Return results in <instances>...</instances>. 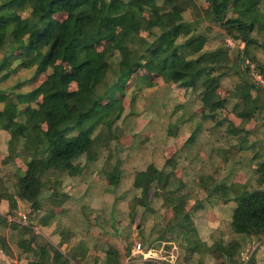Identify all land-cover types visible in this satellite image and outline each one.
<instances>
[{
  "label": "trees",
  "instance_id": "trees-1",
  "mask_svg": "<svg viewBox=\"0 0 264 264\" xmlns=\"http://www.w3.org/2000/svg\"><path fill=\"white\" fill-rule=\"evenodd\" d=\"M206 1L208 19L220 24L234 40L244 43L234 59L228 47L204 49L207 36L198 31L205 17L196 0H0V81L21 70L32 71L31 77L7 89L0 87V129L8 134L9 158L0 176V202L7 200L8 211L16 218L21 219V212L28 218L26 223L9 222L0 214V243L6 244L3 230L9 228L18 256L25 257L26 264H76L59 249L70 237L68 229L61 231L57 246L35 232L36 219L48 223L46 218H40V212L64 201L52 195L44 200L42 188L60 171L80 182L86 171L101 170L94 166L99 154L109 150L111 142L119 137L117 126L124 120L125 111L123 97L139 69L146 71L136 77L135 86L140 90L152 84L151 75L184 88L187 95L200 89L202 118L211 125L215 124L217 110L229 99H233L231 111L241 117L242 129L257 111H264V86L242 76L244 71L237 70L235 61L237 58L245 63L248 57L256 61L250 46L260 44L264 48V0ZM189 11L194 17L187 19ZM61 12L65 17L56 19ZM145 15L159 16L161 23H153ZM253 33L261 34L260 43ZM110 39L114 41L100 51L94 48L96 43ZM245 66L249 72L250 65ZM259 67L264 76V67ZM42 74L45 79L35 84ZM231 74L241 77L240 82L224 98L215 97L221 78ZM72 82L75 89L70 88ZM25 85L30 88L23 91ZM95 143L99 145L96 149ZM18 158L25 168L17 163ZM108 158L107 155L106 162ZM257 160V156L251 157L248 167L256 166L261 186L264 160ZM168 161L176 164L172 158ZM211 175H198L193 181L205 196L199 200L194 188L184 191L187 183L176 179L174 170L149 163L133 174L132 186L139 189L140 195L132 199L131 216L136 217L138 206L144 211L152 210L153 189L164 206L172 209L167 230L180 228L192 253L207 251L221 259L216 264H252V256L246 262L242 255L250 241L264 239V188L247 190L246 185L227 183ZM107 176L116 178L118 184L122 176L120 162ZM179 197L184 201L195 199L192 211L181 205ZM213 199L233 202L228 225L234 236L228 242L219 237L208 245L199 237L192 216L193 210L204 209ZM151 234L152 231L148 236ZM163 238L164 233L140 243L155 251L156 243ZM34 243L39 245V251ZM99 250L105 254L104 264H123L124 254L116 245ZM133 250L126 249L130 261L141 257Z\"/></svg>",
  "mask_w": 264,
  "mask_h": 264
},
{
  "label": "rangeland",
  "instance_id": "rangeland-1",
  "mask_svg": "<svg viewBox=\"0 0 264 264\" xmlns=\"http://www.w3.org/2000/svg\"><path fill=\"white\" fill-rule=\"evenodd\" d=\"M196 1L201 15L205 17V22L202 23L203 27L198 31L207 36L204 49L210 50L217 45H222L229 48L234 59L243 48L244 43L234 40L220 24L208 19L209 4L206 0ZM55 17L62 20L65 14L59 13ZM145 17L153 23H161L159 16L145 15ZM186 17L187 19L193 18V12L189 11ZM252 35L257 36V41L260 43L261 34L253 33ZM113 41L114 39L100 41L94 45V48L100 51ZM250 52L255 56L256 61L246 57L244 63L236 58L237 70L244 71L242 76L250 82H257L264 86L254 75L255 72H260L259 66L264 67V48H261L260 44L251 45ZM1 57L2 54L0 53V59ZM113 61H115L114 58ZM248 64L250 65L249 72L245 68V65ZM21 71L11 75L6 80L0 81V87L7 89L32 75V71ZM145 72L144 68L139 69L132 76L127 86L126 94L123 97L124 120L122 118L117 126L119 137L111 142L109 150L99 154L94 166L97 170H101L94 172L96 176L93 172L86 171L80 182L65 171L58 172L56 177H50L48 179L50 181L45 182L43 196L46 198L44 200L47 199L48 191L54 188L55 198H63L61 200L69 205V214L68 217H64V220L69 222V227L78 230L76 235L85 240L102 257H104V252L99 250V247L105 249L107 245L112 244L119 247L124 254L123 264H142L143 262L140 261L144 260L141 257L130 261L128 254H125L127 247L133 249L138 242L145 244L147 240L164 233L162 241L156 243L157 246H155L157 247L155 251L163 259L160 262L154 261L157 264H170L167 259L171 254L176 257L174 264H199L200 261L202 264H216L221 259H215L207 251L192 253L188 241L180 232V228L167 230V225L173 217L172 209L164 206L163 199L159 195H155L153 189L150 190L152 210L144 211L138 206L136 217L132 218L130 204L135 195H140L139 189L132 186L133 174L138 170L145 169L149 163L155 164L158 168L165 167L166 170H174L176 179L181 178L187 183L184 191L188 188H194L195 190H193L201 200L205 196L200 189L198 191V188L194 187L195 177L198 175L212 176L211 174H213L218 180H221L218 178L219 169L217 168L220 166L215 167L213 163L206 162L204 159L210 148L208 144L211 141V136L206 138V135L210 131L216 132L219 136L224 135L222 128L225 125L221 127L220 123L226 119L231 123L229 128L231 131H229L233 137L231 140L234 142L236 140L234 137H237L235 134L239 129H242L239 123L240 117L231 111L233 99H229L228 102L222 103L220 109L217 110L215 124L211 125L212 122L202 118L203 109L199 100L200 89L193 90L187 95V92H183L184 88L181 89L178 85L171 86L162 77L156 75L150 76L152 84L149 87L137 89L135 86L136 77ZM44 79L45 74H42L34 83L39 84ZM240 79L235 74L223 76L220 87L214 96L220 99L224 98L240 82ZM29 88V85H25L22 90L25 91ZM70 88L75 89V83L72 82ZM262 97L264 100V92ZM207 126H210L211 129ZM196 131L203 132L197 140L196 138L191 141L187 140ZM170 132H174L176 135H172ZM238 134L241 135L242 132L240 131ZM5 136L0 134V167H3L8 161L7 147L4 144ZM98 147L99 145L95 143L93 148ZM107 155L109 157L108 162L105 161ZM168 158H172V162L175 161L176 164L170 163ZM240 159L241 165H246L249 160L246 156ZM118 162H120L122 176L116 185V178H108L107 173ZM17 163L22 169L25 168L20 158H18ZM214 168L218 170L214 171ZM3 172L4 170L0 169V176ZM53 181L55 184L50 186ZM62 183H65L64 187L61 186ZM64 188H67V192H63ZM193 197L185 201L179 197L181 205L186 210L192 211V207L196 204ZM213 200L211 205L206 204L204 209L193 210L194 216H192L199 237L208 245H212L213 241L219 237L228 242L234 236L230 233L228 225L230 221L229 207L223 200ZM141 213H143L142 216ZM151 231L152 234L148 236ZM256 242L257 239L250 241L246 247L248 249L245 251L246 254L251 252Z\"/></svg>",
  "mask_w": 264,
  "mask_h": 264
},
{
  "label": "crops",
  "instance_id": "crops-1",
  "mask_svg": "<svg viewBox=\"0 0 264 264\" xmlns=\"http://www.w3.org/2000/svg\"><path fill=\"white\" fill-rule=\"evenodd\" d=\"M62 13V12H61ZM59 14V13H58ZM64 14V13H63ZM42 82V81H41ZM238 116V115H237ZM240 117V116H239ZM264 117V111L260 112L257 111V114L254 118H252L247 124L243 126L244 129H239V131L235 134L237 137H234L236 139L234 142L231 140L233 137H231V123L228 120H223L221 123L224 127L222 128L223 134L219 136L216 132H209L206 135V138L210 137L211 141L209 142L208 146L210 147L208 149V153L205 155L204 159L206 162H211L213 165L220 166L217 168H214V171L218 170L219 176L218 178L221 179V181L227 182V183H239L246 185L247 190L257 189L259 187L264 188L263 185H259L257 181V175L255 172L256 166L253 164V166L248 167V163L250 161V158L253 156H257V161L261 162L264 160V125H263V119ZM241 122V117L239 120V123ZM224 123V124H223ZM238 123V124H239ZM221 125V127H222ZM239 127V126H238ZM1 130V129H0ZM230 130V131H229ZM242 132L241 135L238 133ZM3 136H5V146H6V140L8 138V134L4 131H0ZM201 132L203 131H196L193 133V135L189 138L191 141L192 139L196 140L200 137ZM208 132V131H206ZM225 132V133H224ZM0 133V134H1ZM221 133V134H222ZM234 135V136H235ZM243 139V140H242ZM196 144V141H195ZM255 144L257 145V148L255 149ZM250 148V151H248ZM248 151V152H247ZM246 156L248 162L246 165H241L240 158ZM5 162V161H4ZM9 164V158L7 163L3 165V167H0L1 170H5L6 166ZM1 165V162H0ZM50 180H47V182ZM53 183L50 184L53 185ZM61 184V183H60ZM65 183H62L61 186L64 187ZM43 192V188H42ZM63 192H67V188L63 189ZM55 191L54 188H51L50 191H48L47 195H54ZM44 194V192H43ZM221 201V200H218ZM226 203V206L230 209V217L232 214V201H226L223 200ZM9 205L8 201L5 199H2L0 202V214L4 215L7 212L9 213ZM69 205L66 202H63L62 204H55L51 205L47 211L40 212V218L44 217L48 220L47 224H42L39 219H37L35 223V232L42 234L48 240L52 245L57 246L59 242L61 241L60 233L63 229H68L70 231V237L68 239H65L62 244L60 245V251L67 257L71 258V262H74L76 264H104V257L99 255L97 251L86 243L85 240L80 239L76 235V229L69 227V222L64 220V217H68ZM23 216H25L26 222H28V218L25 213H20V218H15L17 220H23ZM23 222V221H22ZM3 234L6 237L5 245L0 243V264H26L27 259L25 257L18 256L15 244L11 241V233L9 228H5L3 230ZM255 243V242H254ZM33 247L39 251V245L34 243ZM248 251V249L246 250ZM252 256L254 258V261L252 264H264V239L257 240L256 245L253 247L251 252L249 254L243 253V259L247 262L248 259ZM245 264V262L243 263ZM251 264V263H250Z\"/></svg>",
  "mask_w": 264,
  "mask_h": 264
},
{
  "label": "built area",
  "instance_id": "built-area-1",
  "mask_svg": "<svg viewBox=\"0 0 264 264\" xmlns=\"http://www.w3.org/2000/svg\"><path fill=\"white\" fill-rule=\"evenodd\" d=\"M254 75L256 76L257 79L260 80L261 83L264 84V76H262L260 73H254ZM4 216L6 217V219L9 221V222H12V221H19L17 220L11 213H6L4 214ZM23 223H26V219H25V216H23ZM133 253L135 255H141V258L143 260H152V261H156V262H160V260H163L161 259L162 257L158 255V252L157 251H153L151 249H148V248H143L142 244L140 242H138L136 244V246L134 247V250H133ZM169 259H167L170 264H174L175 260H176V257L175 255H170L168 257Z\"/></svg>",
  "mask_w": 264,
  "mask_h": 264
}]
</instances>
